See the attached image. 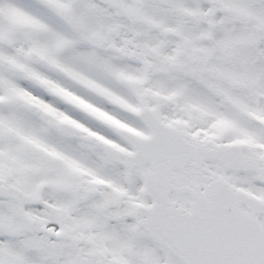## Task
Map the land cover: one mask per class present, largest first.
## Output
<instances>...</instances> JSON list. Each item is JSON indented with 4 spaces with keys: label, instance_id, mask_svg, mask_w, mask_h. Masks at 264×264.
<instances>
[{
    "label": "snow or ice",
    "instance_id": "obj_1",
    "mask_svg": "<svg viewBox=\"0 0 264 264\" xmlns=\"http://www.w3.org/2000/svg\"><path fill=\"white\" fill-rule=\"evenodd\" d=\"M0 264H264V0H0Z\"/></svg>",
    "mask_w": 264,
    "mask_h": 264
}]
</instances>
